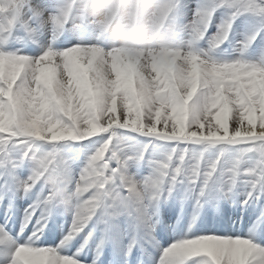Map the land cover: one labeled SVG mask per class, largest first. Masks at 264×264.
Returning <instances> with one entry per match:
<instances>
[{"label":"snow or ice","instance_id":"6c2138e0","mask_svg":"<svg viewBox=\"0 0 264 264\" xmlns=\"http://www.w3.org/2000/svg\"><path fill=\"white\" fill-rule=\"evenodd\" d=\"M26 6L29 0H0V203L12 190L10 180L25 195L42 184L25 210L24 225L37 211L43 215L26 243L0 224L3 264H85L78 253L63 249L98 210L106 225L127 215L150 235L152 208L177 184L199 188L201 198L216 185V198H223L247 178L243 203L264 197V60L220 62L191 45H177L172 37L178 0H67L48 18L54 32L64 29L78 7L77 27L91 23L100 29L95 42L62 50L48 46L37 56L9 51L7 38ZM34 7L42 16L47 6L41 0ZM219 7L232 11L213 47L227 39L239 15L264 16V0H214L195 14V39L203 38ZM106 34L117 38L111 46L104 44ZM121 130L150 138L149 144L135 155L126 153L128 137ZM94 137L102 142L75 181L59 150L46 151ZM155 142L174 146L154 162L152 174L137 181L128 174V163L142 160ZM17 146L26 148L20 159L33 162L23 180L15 177ZM213 148L218 154L209 161L205 153ZM74 200L67 236L44 244L42 230L54 208L63 204L71 210ZM138 242L129 244V255ZM159 264H264V242L251 234H192L164 249Z\"/></svg>","mask_w":264,"mask_h":264},{"label":"bare ground","instance_id":"6f19581e","mask_svg":"<svg viewBox=\"0 0 264 264\" xmlns=\"http://www.w3.org/2000/svg\"><path fill=\"white\" fill-rule=\"evenodd\" d=\"M41 2V0H29L30 6H26L22 12L21 21L17 22L14 30L9 34L7 38L6 48L9 51H19L22 54H28L37 56L41 54L48 46H52L57 50H62L67 47H71L80 42H95L99 38L100 29L97 25L88 23L85 27H77L80 24V9L74 8L73 13L65 25L64 29L60 32H54L51 24L48 22V18L57 13L60 7H62L67 0H42L47 6L43 11L42 16L36 14L35 5ZM214 0H178L179 7L177 9L178 27L177 31L172 37L173 41L182 47L193 46L197 51L207 53V55L216 61L230 62L235 60H246L251 62H259L264 60V16H255L253 13H243L239 15L232 24L231 30L219 47H213L216 37L219 34L220 26L224 24L231 15V9L227 7L216 8L214 14L211 17L210 24L207 25L205 34L202 39H195L196 25L193 23L197 10L205 11L212 4ZM252 15V16H250ZM27 25V26H26ZM251 38V39H250ZM117 38L106 34L104 37V44L111 46ZM247 44V47L245 45ZM121 134L128 137L124 151L126 153L135 155L143 150V146L149 144L150 138L140 136L136 133H132L126 130H121ZM102 137H94L89 140H85L79 143L64 142L54 146H48L46 151H50L52 147H56L59 150L61 157L68 162L73 180L78 179L82 168L85 166L88 158L95 150L100 146ZM170 145L163 142H155L152 146L148 147L144 153L142 160H131L127 166V172L137 181H141L148 177L154 171V162L159 160L162 154L167 151ZM197 149L200 146H193ZM24 146H17L14 148L13 155L17 158L21 152L24 151ZM217 149H210L205 153L206 159L211 161L215 159L217 155ZM234 153L229 154L227 162L230 163ZM18 160V159H17ZM23 163V160H21ZM24 167H18L15 169V177L17 180L26 179L23 177L22 168L25 170L28 167H32L29 170L31 174L33 164H29L28 160L24 159ZM11 191L7 193L4 201L7 200L10 192L16 195V200L21 199L24 194L22 190H18L16 181L10 180L9 182ZM42 184H38L35 191L27 196L30 198L35 197L36 193L40 190ZM70 189L74 190V185H70ZM250 190V186L247 183V178L241 180L235 190L228 196L223 198H216L218 188L214 185L210 189L208 196L201 198L199 196V188L194 191L190 189V186L186 183L177 184L174 190L169 194L167 191L164 193V197L152 208V221L157 223L160 221V229H167L168 223L180 216L181 210L186 209L185 219H190L193 216L200 214L198 218L199 222H196L198 228L192 233L181 231L171 240L166 241L163 245L156 249L152 260L149 262H143L142 264H159L160 257L163 250L169 247L177 240L184 238L185 236H191L192 234L204 235V234H238L248 236L249 234L255 236L256 239L264 242V224H261L260 216L264 212V197L258 201H249L247 205L243 203L247 199V193ZM2 191V182H0V192ZM47 191V189L45 190ZM1 194V193H0ZM198 200L200 203L198 204ZM24 210L28 209L29 205L23 203ZM217 206L219 211L217 210ZM75 208V200L71 206V210L66 208L63 204H58L54 208V214L52 220H47V224L51 226L56 222L61 221L66 224L65 231L69 232L73 222ZM159 209H163L165 215L159 214ZM63 214L62 216H60ZM43 215L42 211H37L35 216L32 217L31 226L39 228L41 225L37 221ZM163 215V216H162ZM27 216V214H26ZM23 214L21 218H25ZM100 220L97 227L98 236H106L108 233L109 238L114 241L120 240L122 232L131 230L128 235L130 242L135 238L139 241L140 238L153 236V229L151 234H146L145 230L137 228L136 222L127 215H122L111 224L106 225L102 222L103 210H98L96 217L84 228L82 235H77L74 241L67 244L63 249V254L73 255L71 246L76 242H81L85 235H88L90 229L94 226V222ZM205 222V224H204ZM254 223L251 228L250 223ZM175 226V224H171ZM260 226V227H259ZM191 226H188V228ZM259 227V228H258ZM145 232L143 235L142 233ZM102 233H104L102 235ZM262 233V237L260 234ZM51 233H48V235ZM160 234V233H158ZM183 235V236H182ZM50 236V235H49ZM160 238L167 236L166 232L160 234ZM18 243H26L23 237L20 239L13 236ZM140 237V238H139ZM122 240V239H121ZM54 241V240H53ZM145 244V242L143 243ZM142 246L139 241L135 247ZM133 251H136V248ZM112 246H107L108 250H111ZM2 250V249H0ZM77 254V253H75ZM79 258L92 264L88 259H83L82 252L78 253ZM0 264H3V257H0ZM103 264H112L106 263ZM115 264H125L122 257H119ZM129 264H133L130 262Z\"/></svg>","mask_w":264,"mask_h":264},{"label":"rangeland","instance_id":"374dc122","mask_svg":"<svg viewBox=\"0 0 264 264\" xmlns=\"http://www.w3.org/2000/svg\"><path fill=\"white\" fill-rule=\"evenodd\" d=\"M250 16H252V15H250ZM255 16H258V15H255ZM23 149H24V151L21 152V153L19 154V156L17 157V159H18L19 161L22 160V159H20V158L23 157V154H24V152L26 151V148H23ZM26 160H28V162H29L30 165L33 164V162H32L31 159H26ZM30 168H32V167H30ZM27 173H28V172H27ZM28 174H29V173H28ZM26 176H28V175H26Z\"/></svg>","mask_w":264,"mask_h":264},{"label":"clouds","instance_id":"9594fccd","mask_svg":"<svg viewBox=\"0 0 264 264\" xmlns=\"http://www.w3.org/2000/svg\"><path fill=\"white\" fill-rule=\"evenodd\" d=\"M121 38H123V34H121Z\"/></svg>","mask_w":264,"mask_h":264}]
</instances>
